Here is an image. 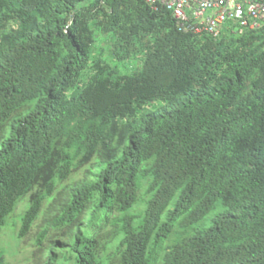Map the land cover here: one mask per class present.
Instances as JSON below:
<instances>
[{"label": "trees", "instance_id": "trees-1", "mask_svg": "<svg viewBox=\"0 0 264 264\" xmlns=\"http://www.w3.org/2000/svg\"><path fill=\"white\" fill-rule=\"evenodd\" d=\"M96 31L111 32L117 62L133 54L141 61L122 73L94 62L80 86ZM263 32L230 43L226 33L182 32L168 10L142 0H0V131L8 128L0 225L31 188L51 191L52 170L68 165L64 147H99L97 180L74 188L52 222L76 228V264L97 263L116 226L112 210L134 204L141 174L151 177V195L137 226L129 215L119 219V264H264ZM95 192L86 233L77 221ZM40 201L24 213L21 234ZM175 226L181 233L160 254Z\"/></svg>", "mask_w": 264, "mask_h": 264}, {"label": "rangeland", "instance_id": "rangeland-1", "mask_svg": "<svg viewBox=\"0 0 264 264\" xmlns=\"http://www.w3.org/2000/svg\"><path fill=\"white\" fill-rule=\"evenodd\" d=\"M89 18V17H88ZM91 21H88L90 23ZM14 23L7 28L14 29ZM97 33L95 47L91 49V60L89 68L84 70L79 77V85L83 86L89 80L93 73L92 65L94 62H100L109 68H117L119 73L127 72L135 62L141 61V56L133 54L129 60L117 62L114 60L108 50L112 40L111 32ZM224 39V43H230L233 37ZM223 37V36H222ZM261 39L264 38V32ZM255 77V70L246 75V82L249 84ZM76 91L72 87L67 96ZM159 101L146 105L140 112L154 110L161 106ZM124 123H119L117 134L123 129ZM4 131H0V142L7 136L8 128L5 126ZM67 152L66 166L62 162L52 170V189L47 192L44 187L34 186L24 196H22L14 205L12 211L5 217L0 225V264H76L74 254L71 249L76 228L67 226L56 227L52 224L53 220L60 214L62 208L66 205L70 198L71 191L87 182L96 181L103 163L104 158L99 147L86 151L85 149H77L75 145L72 147H64ZM65 166V167H63ZM63 167V168H62ZM63 172V174H61ZM48 171H44L43 175ZM151 177L148 174L139 175L137 181L136 197L134 204L124 212L118 211L116 208L112 210L114 219L116 218V230L109 225V232L103 242V249L97 259L96 264H119V255L122 251L120 241L123 237L122 232L118 231L120 227V218L126 214L132 217L133 225L137 226L142 219L146 208V203L151 193L148 190ZM41 197L38 212L31 222L29 228L24 234L20 233L22 217L31 205L35 196ZM99 202V194L93 193L91 199L86 203L82 214L78 218L77 226L81 227L84 232H89L91 226L89 222L93 218V211ZM213 210L211 214L215 213ZM181 229L175 226V231L163 243L160 254L164 248L179 236ZM43 234V238L39 240V236Z\"/></svg>", "mask_w": 264, "mask_h": 264}, {"label": "built area", "instance_id": "built-area-1", "mask_svg": "<svg viewBox=\"0 0 264 264\" xmlns=\"http://www.w3.org/2000/svg\"><path fill=\"white\" fill-rule=\"evenodd\" d=\"M103 2V0H101ZM152 10L164 7L182 32L216 40L264 26V0H142Z\"/></svg>", "mask_w": 264, "mask_h": 264}]
</instances>
